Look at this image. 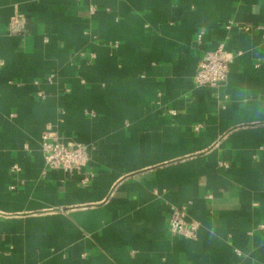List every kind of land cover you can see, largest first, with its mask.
I'll list each match as a JSON object with an SVG mask.
<instances>
[{
	"label": "crops",
	"instance_id": "1",
	"mask_svg": "<svg viewBox=\"0 0 264 264\" xmlns=\"http://www.w3.org/2000/svg\"><path fill=\"white\" fill-rule=\"evenodd\" d=\"M0 60V264H264V0H0ZM47 123L85 168H47Z\"/></svg>",
	"mask_w": 264,
	"mask_h": 264
},
{
	"label": "built area",
	"instance_id": "2",
	"mask_svg": "<svg viewBox=\"0 0 264 264\" xmlns=\"http://www.w3.org/2000/svg\"><path fill=\"white\" fill-rule=\"evenodd\" d=\"M92 12H96L95 8H92ZM230 26L228 25V27ZM24 27L25 22L22 16L18 13L14 14L9 22V31L13 34H21L24 31ZM243 29L251 31L252 27L244 26ZM198 37L201 39V34ZM90 56L94 58L95 54L91 53ZM234 58V53L226 48L224 42L219 44L215 50L207 51L198 63L194 76L195 85L199 87H215L225 82ZM3 66L4 62L0 60V69ZM53 80L54 75H50L48 81L52 82ZM37 94L41 98H46V94L43 91H39ZM171 113L176 114L174 110ZM41 147L46 166L49 169H59L70 174L75 170L85 168L90 160L88 146L67 142L52 123H47L41 133ZM91 177L92 173L87 174L83 182H88ZM187 213L188 206H170V231L173 236L196 239L198 237L199 224L194 220H189Z\"/></svg>",
	"mask_w": 264,
	"mask_h": 264
}]
</instances>
